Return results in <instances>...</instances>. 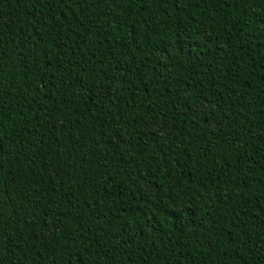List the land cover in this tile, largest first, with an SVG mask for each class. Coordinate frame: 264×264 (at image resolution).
I'll use <instances>...</instances> for the list:
<instances>
[{
	"label": "trees",
	"instance_id": "16d2710c",
	"mask_svg": "<svg viewBox=\"0 0 264 264\" xmlns=\"http://www.w3.org/2000/svg\"><path fill=\"white\" fill-rule=\"evenodd\" d=\"M0 264H264V0H0Z\"/></svg>",
	"mask_w": 264,
	"mask_h": 264
}]
</instances>
